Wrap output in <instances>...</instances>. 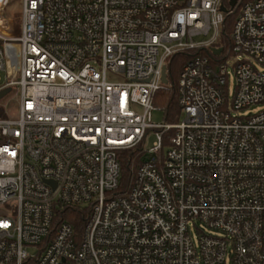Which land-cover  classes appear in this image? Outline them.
Returning <instances> with one entry per match:
<instances>
[{
  "label": "built area",
  "instance_id": "1",
  "mask_svg": "<svg viewBox=\"0 0 264 264\" xmlns=\"http://www.w3.org/2000/svg\"><path fill=\"white\" fill-rule=\"evenodd\" d=\"M223 4L0 0V92L13 93L0 105V264H264V0ZM192 50L183 119L154 121L171 57ZM129 150L141 157L124 189ZM75 209L81 231L64 218Z\"/></svg>",
  "mask_w": 264,
  "mask_h": 264
},
{
  "label": "trees",
  "instance_id": "2",
  "mask_svg": "<svg viewBox=\"0 0 264 264\" xmlns=\"http://www.w3.org/2000/svg\"><path fill=\"white\" fill-rule=\"evenodd\" d=\"M225 5H229V0H224ZM227 16L225 19V26L222 30V34L220 37V42L222 44H229V34L232 30L236 14ZM197 54V51H185L180 52L173 55L168 63V73H169V86L166 89H162L158 91L154 98V105H156V101L159 98L163 101V108L165 110V120L167 122H175L177 113L180 111L179 104V92L177 86V80L180 74V71L183 65L191 59L194 55ZM160 94V96H159ZM170 135L171 132L165 133L163 136V144L162 148L158 154L159 160L163 161L165 156V147L170 144ZM141 153L136 151H124L121 156V187L124 189L129 188L134 179L137 172V169L140 164ZM64 218L69 220L75 228L81 231L83 221L85 219L84 213L75 209L73 211H65Z\"/></svg>",
  "mask_w": 264,
  "mask_h": 264
},
{
  "label": "rangeland",
  "instance_id": "3",
  "mask_svg": "<svg viewBox=\"0 0 264 264\" xmlns=\"http://www.w3.org/2000/svg\"><path fill=\"white\" fill-rule=\"evenodd\" d=\"M17 5H12L10 8H9V11H8V16H12L13 13H15V11L17 10ZM8 32H13L14 34H17L19 33V27H16L15 25V28L12 27V25H10L7 29ZM108 79L110 81H118L119 80V77L113 75V74H110L108 75ZM234 85H235V78L232 76L230 78V96L232 97L233 95V89H234ZM7 91V96L2 99L0 101V105H3L6 109H8L9 107L11 108L12 107V99L11 97L13 96V93L10 92V89H6ZM15 93V92H14ZM160 96V94H159ZM165 104V103H164ZM163 104V101L160 100L159 98L157 99L156 101V110L153 112V120L156 121V122H164L166 121L165 120V110L163 108L164 106ZM262 107L261 106H257V107H253L252 108V111H256L258 109H261ZM176 121L175 122H170V123H180L181 120L183 119V116H182V113L179 111V113H177V117H176ZM154 140V137L151 139V142L149 145H152V141ZM169 149V145L165 147V152ZM192 231L193 233H196V229L195 228H192Z\"/></svg>",
  "mask_w": 264,
  "mask_h": 264
},
{
  "label": "water",
  "instance_id": "4",
  "mask_svg": "<svg viewBox=\"0 0 264 264\" xmlns=\"http://www.w3.org/2000/svg\"><path fill=\"white\" fill-rule=\"evenodd\" d=\"M237 2H238V0H229V6H230L231 8H234V7L237 5ZM221 9H222V11L226 12V11H227V7H226V5L223 4L222 7H221ZM220 51H221V49H216L215 52L219 53ZM163 81H164L165 83L168 82L166 69H164V72H163ZM6 94H7V91H6V90L0 92V99H1L2 97H4Z\"/></svg>",
  "mask_w": 264,
  "mask_h": 264
}]
</instances>
